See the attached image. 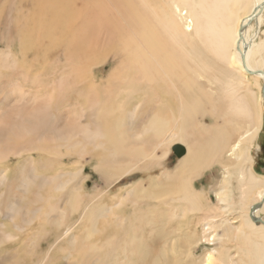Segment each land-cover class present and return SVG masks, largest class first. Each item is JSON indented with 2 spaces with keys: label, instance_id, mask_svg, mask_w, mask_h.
Listing matches in <instances>:
<instances>
[{
  "label": "bare ground",
  "instance_id": "obj_1",
  "mask_svg": "<svg viewBox=\"0 0 264 264\" xmlns=\"http://www.w3.org/2000/svg\"><path fill=\"white\" fill-rule=\"evenodd\" d=\"M9 2L18 7L5 11ZM7 17L9 21H6ZM263 23L264 0H4L0 7V39L6 36L0 47V104L5 105V113L0 116V171L10 160L19 161L27 156H30L27 158L33 166L37 161L48 165L53 163L52 158L58 161L62 156H73L74 153L80 156L93 154L92 158L95 157L98 162H92L91 166L98 165L96 170L99 173L103 168L106 182L110 181L112 187L119 181L118 177L108 176L112 167L126 169L130 166L128 161L132 160L137 164L150 159L157 162L168 156L173 144L181 145L186 155L178 163L176 176L165 174L166 179H161L159 186L153 182L146 188L147 198H166V202H172L166 203L171 210L162 216V227L165 228L168 218L176 221L184 219L187 207V213L209 211V207L200 203L199 192L192 186L191 177L198 176L197 172L202 173L212 160L220 158L217 161L223 170L236 171L241 176L239 182L244 199L254 189L258 191L247 214H243L245 227L250 232H243L244 227L231 230L224 226L221 234L217 231L218 226L213 225L216 221H211L212 217L200 221L204 223L201 237L195 233V237L182 238L178 227V235L170 239L163 235V231L157 230L155 220L158 218L155 216L151 230L159 232L172 253L176 255L178 252V256L185 257L179 262L166 260V264H225L229 258L227 244L230 239H239V234L253 236L258 241L251 243L252 250L247 253L249 263L259 264L257 260H261L260 264H264V226L255 224L251 218V211L255 209L253 218L264 220V176H256L247 166L254 162L249 153L263 128V116L260 110L257 116L253 115L244 102V96L233 100L234 94L243 90L250 93L259 106L260 101L264 105L262 93L254 91L260 79L264 81V68L259 64L264 62V40L259 37L263 32L259 31ZM5 28L8 30L5 31ZM259 52L263 54L258 55ZM242 56H245V66ZM214 63L227 67L229 72L224 69L211 72ZM107 64L111 65L109 74L104 73ZM217 73L230 75L223 86L215 81ZM201 81L207 82V89L199 86ZM46 87H51L52 91L48 96L30 93ZM220 93L230 97L222 99L220 96L223 94ZM70 100L83 102L81 118L77 120L61 118ZM207 105H210V111ZM130 107L133 108L131 112L128 111ZM203 109V119L197 121L196 117ZM223 110L225 114H222ZM217 120L223 123L219 125ZM190 136L196 137L199 145L193 147L192 143L188 144ZM128 142H132V150L125 147ZM152 142H155L151 146L153 154L149 155L144 152V147ZM157 149L162 151V156L154 154ZM34 154H38L39 158H34ZM229 157L236 161L229 163ZM245 162L246 168H243ZM147 166L148 163L144 169ZM84 169L78 163L75 169L56 175L47 174L49 177H46L34 174L40 171L35 167L26 176L29 181L26 192L38 196L37 202L50 200L59 203L65 196L63 203L67 202L69 208L59 215L70 217L78 214L79 222L88 220L92 226L87 230L88 237L100 234L97 227L100 219L117 229L123 226L120 231L127 233L126 225L131 221L121 215L112 220L111 209L114 206L105 202L94 205L92 203L97 197L87 193L82 200L79 195L81 185L88 180L83 175ZM181 175L185 176L183 180L179 179ZM160 177L163 178L164 174ZM7 181L5 171H1L0 189L7 186ZM229 193V186L217 192L220 203L228 206L232 197ZM22 198L25 201L26 198ZM82 201L90 205L82 207ZM260 204L262 206L258 207ZM117 206L120 207V204ZM12 208L11 211L15 207ZM26 208L18 211L24 209L29 216ZM7 215L11 218H8L9 221H15L9 211ZM150 216L153 219V215ZM147 217L143 215L144 219ZM58 221L51 223L55 230L63 227ZM128 229L135 231V223ZM71 231L68 229L63 236L67 237ZM133 234L130 232L129 238L127 234V238L115 235L100 244L102 254L108 247L112 248L111 254L118 252L117 261H108L109 264H128L129 247L136 245ZM9 236L4 235L3 239L10 240ZM63 236L54 235V241L64 239ZM244 237L238 240L240 244ZM200 241L213 244L217 241L220 247L207 251L202 255L201 262L194 260L186 263V258L194 257L192 248ZM245 246L241 245L244 250ZM137 248L145 256L141 239Z\"/></svg>",
  "mask_w": 264,
  "mask_h": 264
},
{
  "label": "rangeland",
  "instance_id": "obj_2",
  "mask_svg": "<svg viewBox=\"0 0 264 264\" xmlns=\"http://www.w3.org/2000/svg\"><path fill=\"white\" fill-rule=\"evenodd\" d=\"M3 1L4 0H0V7L3 4ZM16 7H18V6L15 3L9 2L5 8V11L7 10V8L15 9ZM6 15L7 16L9 15L8 12H6ZM9 20H10V18L7 17L6 21H9ZM4 30L7 31L8 29L5 28ZM259 31H260V33L263 31L259 35V37L264 40V23L261 25ZM4 38H6V36H3L2 39H0V47L2 46V42H3ZM262 54H263V52L258 53V55H262ZM205 57L208 58L206 55H205ZM262 58L264 59V55ZM203 62L205 63V61H203ZM259 64L261 67L264 68V62L263 61ZM200 65H201L200 67L203 68V65L202 64H200ZM212 65H213V68H212L211 72H219V70H221V69H224L226 72H229V69L227 67L221 65V64L214 63ZM110 68H111V65L107 64V66L104 68V73L109 74L111 72ZM216 77L217 78L215 81H218L219 85L223 86L222 84L226 83L229 80L230 75L217 73ZM250 78H253V77H250ZM198 84L204 90L208 88V84L206 81H201V84L200 83H198ZM254 89L253 90L256 93L259 91L258 93H262V95L264 96V81H262L260 79L258 87L256 88V86H255ZM41 91H38V90L30 91V93L34 94L35 92L36 93L38 92L42 95L46 94L45 96H48L52 92L51 87H48V89L46 87L45 89H43ZM216 91L218 92L217 89H216ZM27 92H29V91H27ZM220 94H223V96H220V98H222V99L230 97V95H228V94H224V93H220ZM234 95H236V96H234ZM234 95H233L234 96L233 100L235 98L239 97L240 95L244 96V98H245L244 102H246L248 104V106L251 108L253 115L257 116V114H259L261 111V115L263 116V119H262L263 128H262L261 132L259 133L256 141H254V145H252V148H250V153H249L250 155H252L254 157V159H253L254 162L252 164H249V163L247 164L248 167H251V170H253V173L254 174L256 173V176L262 177V176H264V105L260 101V106H259L257 104V102L253 101L252 95H250V93H245L243 90L240 92H236ZM75 101L76 100H72V101L70 100L69 101L71 106L69 105L67 107H73V108L68 109L66 107L65 110L62 112L61 118H66V117L69 118L70 117V119H76V120L81 118L80 117L81 116L80 108H81V105H83V102L81 101L80 103H76ZM72 105H74V106H72ZM209 106L210 105H207L208 110L210 111ZM132 110H133V108H131V107L128 109V111H130V112ZM204 111H205L204 109L201 110V112L197 115V117H196L197 121H202ZM4 113H5V105L0 104V116H2ZM225 113H226V111L223 110L222 114H225ZM208 118H210V117H208ZM83 120H85V119L83 118ZM206 121H207L206 123H208V120H206ZM211 121H213V119ZM217 122H218L217 124H219V125L223 123L222 120H217ZM191 137L192 136H190L188 139V144L192 143L191 145H193V147L196 145H199V141L196 140V137H194V136H193L194 138L193 137L191 138ZM205 141H206V139H205ZM153 143H155V142H152L149 145H147L146 147H144L145 153H147L149 155L153 154V151L151 149V146ZM173 145L176 146L177 144H173ZM173 145L171 146L172 151L168 154V156L163 157L162 160L158 159L157 162H156V160L150 159V160H148L149 162L145 161L144 163L137 164L136 161L132 160V161H128V163H130V166L126 169L123 167H112L108 176L112 177V178L118 177L117 179L119 180L118 183H116L112 187H110V185H109L110 181L106 182L107 181V175L104 174V172H102L103 168H100L101 171L99 173L96 170V167H98V165H95V166L92 165L91 166L92 162H94V164H96L98 162V160L95 157L92 158L93 154L80 156L79 154L74 153L73 156L72 155H70L68 157L62 156V159H59L58 161H57V159L52 158L54 160V161H52L53 163L50 162V164H48V165H45L44 164L45 162L37 161L36 163L33 164V166H30V164L32 162H30V160L27 158L30 156L24 157V158H22V160L20 158L19 161L16 159L10 160L8 162V164H6L5 167L1 170V171H5V174L8 177V181H7V186H3L2 189H0V200H1L0 203L2 204V205L0 204V212L2 211L1 212L2 214L0 213V227H3V228H0V233L3 232V235L1 233L2 236H0V264H9V263H12V264H14V263L15 264H33L34 262H35L34 264H105V263L109 264L108 261H111V262L117 261L118 252L117 253L114 252L113 254H111L112 248L109 249V247H108V249L105 248L106 252L104 254H102L101 250H103V249L101 247L102 245H100V244L102 242L105 243V240L113 238V237H115V235L118 238H122V237L127 238V236L129 235L130 232H134L133 240L136 242V245H135V247H133V246L129 247L130 258L127 259L128 264H166V260H169V262H173V261L179 262L180 259H185V257L183 255L178 256V252L176 255L174 253H172L170 248L164 244L165 240L162 239L161 236H159L158 231H163L164 232L163 235H166L170 239H172L178 235L176 232V229L179 227L180 231L182 232L181 233L182 238H187V237H191V236L195 237L194 236L195 233L197 235H199V237H201L202 232H203L202 230H203V224L204 223H203V221L202 222H200V221L202 219H204L205 217H212V219L213 218L214 219L211 221H216V222H214L215 224H213V223L212 224L218 226L217 231L221 234L224 230V228H223L224 226H228V228L231 230L232 229L237 230L238 227H241L240 229H242V227H244V229H242V231L247 232L248 229H246V227H245V223H244L245 220L243 218V214L244 215L247 214L248 208H249L250 204H252V201L255 200L254 198H256V196H257L256 194L258 193V191H256L257 189L256 190L254 189L251 192V195H249L247 197V199H244V196L242 195L243 194V191H242L243 188L241 187L240 182H239L241 180L240 179L241 176L238 173H235L236 171L234 172L232 170L231 171L223 170L222 166L217 161L220 158H217L214 161L212 160V162L208 166V168L204 169L202 171V173L197 172L198 176H197V174H195V176L191 177L192 186L194 187V189L196 191L199 192L200 203H202L206 208L209 207V211L199 212V213L198 212L197 213L196 212L195 213H187L188 212V207H187L186 208L187 210L184 212V214H185L184 219H182L180 221H176V220H171L168 218L166 227L165 228L162 227V221H161L162 216L167 215L169 213V211L171 210V207H168V205L166 203H172V202H166L167 201L166 198L162 199V198L158 197L159 198L158 200L147 198L148 190L146 188H148L150 185H152L153 182L154 183L157 182L156 184L158 185L160 183L161 179H166L165 174L170 175V176H176L174 173L177 170V167L179 165L178 163L181 160H183V158L186 154L182 158H177L173 152ZM256 146L257 147L259 146V147L257 148ZM125 147L127 149L132 150V142L126 143ZM154 154L156 156H162L163 153H162V151L157 149L154 152ZM34 155H35L34 158H39L38 154H34ZM50 157L51 156H48V158H50ZM111 160L112 159H110L108 161H111ZM227 161L229 163H233L236 161V159L233 157L232 158L229 157ZM77 162L81 163L82 167L85 168L83 171V175L86 178H88V180L86 182L85 181L83 182L84 185L83 184L81 185V188L83 190L81 189L82 192L79 195L82 196V200L84 198V195L86 196V193H87V195H90L94 198L97 197L94 200L95 203H92L94 205L95 204H103L105 202L104 204L107 203V205L114 206V208L111 209V210H113V213L111 215L112 220H114L115 217L120 216V215L121 216H127L128 219H130V221H131L128 225H126L127 233H125V234H127V236H125L124 232L120 231V229L121 230L123 229V226L120 229H117V227H112L111 224L110 225L106 224L103 219H100L99 220L100 224L102 222L101 226L99 224V221L97 222V227L100 228V230H99L100 234L98 235V234L94 233L93 235H91V237L89 236L90 237L89 238L87 236V230L89 228H92V226L89 225L88 220L82 219L81 222H79V220H78L79 215L78 214L77 215L73 214L72 216L70 215V217H67V216L63 217V216L59 215L63 210L69 208L67 206L68 205L67 202L63 203L65 196L63 199H60L58 201L59 203L51 202L50 200L37 202L36 199L38 196L35 197L34 195L26 192L27 191L26 187L29 186V181H28V178L26 176L29 175V173H31V171L33 169H35V167L40 171H35L34 174L35 173H36V175L44 174L46 177H49V175H47V174L56 175L58 173H62V172L64 173V172H68L72 169H75L78 166ZM146 163H148V166L144 169V165ZM161 163L163 164V166ZM138 165H140V167H138ZM243 166H245L243 168H246V162L243 164ZM39 167H41V168L48 167V168H46V170H44V169H39ZM232 172H234V173H232ZM161 174H164L163 178L160 177ZM102 175L103 176L106 175L105 176L106 178L103 177ZM184 177H185L184 175H181L179 177V179L183 180ZM229 181H230V183H229ZM225 182H227L229 185H226ZM11 185H12V188L10 189ZM224 186H225V188H228V186L230 187L229 195L230 194L232 195L231 200H229L228 206L225 203H220V201L217 198V192H219V190L221 188H223ZM93 189H94V191H93ZM32 191H36V190L32 189ZM1 192H3V193H1ZM227 193H228V191H227ZM15 194H16V196H15ZM22 195L26 198L25 201H24V198H22L23 197ZM154 196H156V195H154ZM129 197H130V199H127ZM66 198H67V196H66ZM27 199H30V200L34 199V200L30 201ZM18 200H20V201H18ZM241 200H243V201H241ZM16 201H18V202H16ZM27 201H29V202H27ZM20 202H22V203H20ZM24 202L26 204L28 203L29 205L28 204L26 205ZM184 203H186V202H184ZM13 204H16V205H13ZM39 204H42V205H39ZM43 204H45L46 206H44ZM85 204L87 205L88 203H86V201H84L82 207H84ZM118 204H120V207L117 206ZM242 204H244V205H242ZM30 205H32V207ZM50 205H53V207H51ZM88 205H90V203ZM21 206L23 208L27 207L25 209V211L29 210L28 211L30 213L29 216L27 215L28 213L24 212V209H21V211H18V209L22 208ZM34 206H36V207L34 208ZM54 206H56L57 211H56V208ZM10 207L11 208L15 207V208L13 211H11ZM40 207H42V208H40ZM60 207H63V208H60ZM33 208L36 210L35 212H32V211H34ZM15 209L17 211H15ZM22 210H23V212H22ZM8 211H9L10 215L13 213L11 215V217H15V221L12 219L14 221V223L12 220H10L11 222L8 220V218H10L7 215ZM39 211H41V213H39ZM3 212H4V214H3ZM14 212H15V214H14ZM17 212H19V214ZM23 213L26 214L27 217H29L31 220L29 218L25 217L26 215H24ZM47 214H50V216L49 215L47 216ZM52 214L53 215L55 214L53 216L54 218H52ZM143 215H146L148 217L146 219H144ZM150 215H153V219ZM240 215L242 216V218ZM154 216H155V218L156 217L158 218V219L156 218L157 220H155L158 231L151 230L152 229L151 224H152V221L154 220ZM4 217H6V218H4ZM16 217H17V219H16ZM41 217H42V219H41ZM262 217L264 218V213H262ZM49 218L50 219L52 218V220H48ZM69 218H72V219H69ZM22 219H23V221H22ZM56 219H59L60 224H62V226H63L60 230H55L51 225V223L54 222V220H55V222L58 221ZM26 222H27V224H26ZM16 223L18 225L22 224L24 227L22 225H20L21 226L20 227ZM29 223H31V224H29ZM75 223H76V225H73ZM134 223H135V231L128 229V227L133 225ZM8 224L9 225L11 224V225L9 226ZM69 225H70V227H69ZM67 228L71 229L72 233L71 232L68 233L66 235L67 237H65V236H63V234L68 230ZM2 229H3V231H1ZM22 229H24V230H22ZM41 230L43 232H41ZM249 232L250 231H248V233ZM7 234H8V236L11 235V237L9 236L10 240L12 238L11 241L10 240L5 241L3 239L4 235H7ZM57 234L59 236L62 235L63 238L64 237L65 238L61 239L58 242L54 241L55 238H53V237H54V235H57ZM101 235L104 237H102ZM239 235H240L239 239L244 237L241 234H239ZM36 236H38V237H36ZM71 236H73V237H71ZM249 236L250 235H246L244 237L245 240H243V239L241 240V244L239 243V241H240L239 239H237L235 241H232L233 239H230L231 241L227 244L228 250L226 251L227 254H229V258L227 259L228 263L226 262L227 264H250L249 258H248L249 254H247V251L252 250V248H251L252 244L251 243L255 242L257 240H254L252 238L253 236H250V237ZM73 238L74 239L76 238V242H74ZM77 238H79V239H77ZM128 238H129V236H128ZM140 239L142 240L143 245L145 247V249H143V250H145L143 252L146 253L145 256H144V253H141V251L138 250V248H137ZM251 239H252V241H251ZM200 242L198 244L199 246L196 245L192 248L194 257L188 258V259L186 258V260H185L186 263H192L194 260H197V261L199 260L198 262H201V258L203 257L202 255L206 254L207 251L210 252L211 250H214L215 248L218 249L220 247V243L217 241H215L214 244H213V242H208V241L201 242V243ZM206 242H207V246H204V244ZM52 243H54V245ZM256 243H258V241L255 242V244ZM241 245H246L244 247L246 250H244L243 247H241ZM28 246H29V248H28ZM98 246H100V249H98ZM38 249H39V251H38ZM34 251H36V252H34ZM9 253H10V255H9ZM227 254H225V255L228 256ZM6 256L8 259L6 258ZM4 260H7V262H5ZM257 262L259 264L262 263L261 260H259V261L257 260Z\"/></svg>",
  "mask_w": 264,
  "mask_h": 264
},
{
  "label": "water",
  "instance_id": "obj_3",
  "mask_svg": "<svg viewBox=\"0 0 264 264\" xmlns=\"http://www.w3.org/2000/svg\"><path fill=\"white\" fill-rule=\"evenodd\" d=\"M242 63L245 66V64H246L245 56H242ZM250 74L254 75L255 73L250 72ZM260 74H262V73H260ZM262 75H264V74H262ZM173 152H174V154L176 155L177 158H182L186 154L185 148L183 146H181V145L174 146L173 147ZM261 206H262V204L258 205V207H261ZM254 210L255 209H252V211H251L252 220L254 221L255 224H257V225L261 224V225L264 226V220H262V219H254L253 218Z\"/></svg>",
  "mask_w": 264,
  "mask_h": 264
},
{
  "label": "built area",
  "instance_id": "obj_4",
  "mask_svg": "<svg viewBox=\"0 0 264 264\" xmlns=\"http://www.w3.org/2000/svg\"><path fill=\"white\" fill-rule=\"evenodd\" d=\"M204 246H207V244H204Z\"/></svg>",
  "mask_w": 264,
  "mask_h": 264
},
{
  "label": "crops",
  "instance_id": "obj_5",
  "mask_svg": "<svg viewBox=\"0 0 264 264\" xmlns=\"http://www.w3.org/2000/svg\"><path fill=\"white\" fill-rule=\"evenodd\" d=\"M251 248H252V247H251ZM249 249H250V248H249ZM249 249H248V250H249ZM247 253H248V251H247Z\"/></svg>",
  "mask_w": 264,
  "mask_h": 264
}]
</instances>
